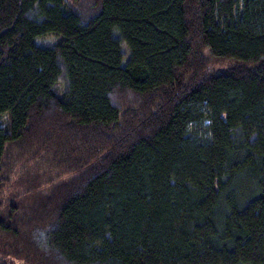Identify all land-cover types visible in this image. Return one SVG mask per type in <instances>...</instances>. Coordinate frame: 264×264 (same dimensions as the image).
<instances>
[{
	"label": "trees",
	"instance_id": "trees-1",
	"mask_svg": "<svg viewBox=\"0 0 264 264\" xmlns=\"http://www.w3.org/2000/svg\"><path fill=\"white\" fill-rule=\"evenodd\" d=\"M0 247L264 264V0H0Z\"/></svg>",
	"mask_w": 264,
	"mask_h": 264
},
{
	"label": "rangeland",
	"instance_id": "rangeland-1",
	"mask_svg": "<svg viewBox=\"0 0 264 264\" xmlns=\"http://www.w3.org/2000/svg\"><path fill=\"white\" fill-rule=\"evenodd\" d=\"M14 162L16 163L17 161L14 160ZM6 163H10L11 164L12 161H10V159H9ZM32 163L31 164L27 163V164H23V165H26V168L32 169L36 173V174H34V176H36L39 173L37 170H40V169L32 167V165H33ZM50 185L51 184H49L47 187H45L46 191L44 190V192H41L43 190L38 191V192L37 191H32V190H25L24 193H23L24 196H21V200H22V202H24L23 203L24 212L27 211V213H29V214L31 213L35 217L33 219H36V214L42 213V212H44V210L47 209L48 203L46 205H43V203H42L43 200L41 201L42 197L45 198L44 200L46 202H49V203H52V204L57 200V198H56L57 195H56L55 191L54 190L50 191L53 188V187H50ZM56 192H57V190H56ZM31 193H33V194H31ZM35 195L37 197H41V199L36 201L35 200ZM46 198H48V200ZM51 198H53V199L51 200ZM34 223H30L29 224L30 226H28L29 227L28 229H31L32 226L34 225ZM9 254H10L9 251H6V249H3L2 247H0V264H27V262L20 261V259L12 258L13 256L9 255Z\"/></svg>",
	"mask_w": 264,
	"mask_h": 264
}]
</instances>
